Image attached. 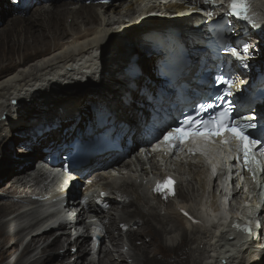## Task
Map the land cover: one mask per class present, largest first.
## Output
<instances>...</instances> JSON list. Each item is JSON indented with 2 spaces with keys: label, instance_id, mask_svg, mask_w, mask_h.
I'll use <instances>...</instances> for the list:
<instances>
[{
  "label": "bare ground",
  "instance_id": "6f19581e",
  "mask_svg": "<svg viewBox=\"0 0 264 264\" xmlns=\"http://www.w3.org/2000/svg\"><path fill=\"white\" fill-rule=\"evenodd\" d=\"M26 1V9L34 8L27 17L23 6L5 8L0 0V23L6 22L0 28V166H9L0 179V264H264V214L254 217L264 208V176L256 171L255 178L233 168L220 173L221 153L212 151L176 158L158 153L125 169L102 170L163 125L177 88L206 94L208 88L197 82L214 63L204 47L211 35L200 25L203 19L182 16L187 7L165 0ZM250 3L258 26L244 38L250 50L245 78L264 71V0ZM248 29L234 31L243 35ZM127 39L153 54L141 63H116L114 52ZM173 52L184 64L169 82L161 63ZM60 100L61 107L50 106ZM38 111L43 114L27 121ZM258 112L264 120V110ZM75 143L82 146L76 178L48 171ZM15 151L22 157H14ZM64 161H57L58 169L68 168ZM167 176L175 180V195L165 199L154 188ZM228 178L233 199L220 183ZM64 198L76 221L45 232L44 213ZM86 214L105 227L96 251L89 234L78 230L88 228ZM241 223L251 226V235ZM60 230L66 235L53 234ZM20 245L22 252L9 262Z\"/></svg>",
  "mask_w": 264,
  "mask_h": 264
},
{
  "label": "snow or ice",
  "instance_id": "6c2138e0",
  "mask_svg": "<svg viewBox=\"0 0 264 264\" xmlns=\"http://www.w3.org/2000/svg\"><path fill=\"white\" fill-rule=\"evenodd\" d=\"M204 2L214 7L219 6L217 0H204ZM226 15L244 20L254 28L258 26V18L251 14L250 0H231ZM225 51L240 60L245 68L248 67L244 62L245 58L235 47L226 48ZM243 51L245 53L249 51L247 44L243 46ZM234 83L233 79L219 75L216 78V84L224 87L221 92L215 95L216 102L200 103L194 116H185L182 121L177 122L175 127L168 128L162 134V142L166 145L168 153L186 150L189 154L209 155L210 149L213 153L226 151L229 155L234 156L237 162L242 160L247 171L252 173L255 178V169L262 164V159L257 158V151H259L260 157L264 158V135L253 138L250 130L257 128V123L253 122L254 118L243 117V122H240L237 117L232 115L235 111L232 106L233 101L225 98L233 96ZM221 104L225 105L223 110L208 115L206 119L203 118L204 113L210 109L219 108ZM186 145L189 146L185 148ZM174 185L173 177L167 176L162 181H157L154 191L164 194L167 199L168 195H175ZM185 215L188 214L185 213ZM244 230L249 235L252 234L250 225H246Z\"/></svg>",
  "mask_w": 264,
  "mask_h": 264
},
{
  "label": "rangeland",
  "instance_id": "374dc122",
  "mask_svg": "<svg viewBox=\"0 0 264 264\" xmlns=\"http://www.w3.org/2000/svg\"><path fill=\"white\" fill-rule=\"evenodd\" d=\"M5 2H4V7L6 8V7H8V8H12V9H14V8H18V7H20V6H23V10L26 12L25 13V16L27 17V16H29L30 15V13L33 11V9H26V7L24 6V0H4ZM63 1H67V0H63ZM26 2H30V0H27ZM19 5H18V4ZM90 3H88V5H89ZM81 6V5H80ZM6 25V22L5 23H0V28H2V27H4ZM128 40V41H127ZM125 42H122V44L120 45V47H117L116 48V50H115V55H114V57H115V61H116V63L117 62H119V63H121L123 60L125 61V62H128V63H133V62H139L140 61V63L145 59H147V58H149V56L151 57V54H153L152 53V51L149 49V48H141V47H139V46H136V43L133 41V40H131V39H127ZM262 58V57H261ZM260 58V59H261ZM151 59V58H150ZM65 104V102L64 101H56L55 102V104H51L50 106H53V107H61L62 105H64ZM43 114V112H40V111H38V113H32V114H29V115H27L26 117H27V121H29V120H32V119H34V118H36V117H38V116H40V115H42ZM87 122V121H86ZM24 129H22V130H19V131H23ZM64 154L65 153H62V157L64 156ZM13 156L14 157H16V158H19V157H22V155H21V153H18V152H13ZM60 162H62V161H64L62 158H57ZM36 167L37 166H39V164H37V165H35ZM33 165L32 166H30V167H28L27 168V170H33ZM8 170H9V166L8 165H2V166H0V179H2L6 174H7V172H8ZM26 171V168L25 169H22L21 171H20V173H23V172H25ZM4 185V184H3ZM2 185V186H3ZM2 186H0V192H3L2 190ZM1 195V194H0ZM1 197V196H0ZM177 197V196H176ZM175 197V199H179V198H176ZM1 199V198H0ZM132 208V207H131ZM130 208V209H131ZM133 209V208H132ZM131 209V210H132ZM122 213H124L123 211H122ZM121 213V214H122ZM26 234H28V233H26ZM25 234V235H26ZM54 234V233H53ZM74 234V233H73ZM117 234H118V232H115V236H117ZM24 235V236H25ZM56 235V234H55ZM55 235H53V236H55ZM74 235H76V234H74ZM27 236V235H26ZM126 238V240H127V237H125ZM124 238V239H125ZM127 242V241H126ZM26 243L27 242H25L24 243V245H26ZM24 245L23 246H19L18 247V249H17V251L15 252V255H14V257L9 261V262H12L13 260H15L18 256H19V254L22 252V250H23V247H24ZM41 249H42V245H40L39 246V250H38V252H40L41 251ZM88 260H90V258L88 259ZM58 262H59V260H54V262H53V264H58Z\"/></svg>",
  "mask_w": 264,
  "mask_h": 264
}]
</instances>
